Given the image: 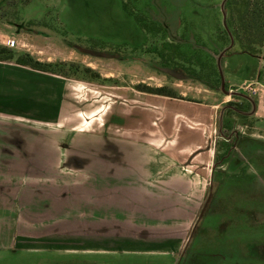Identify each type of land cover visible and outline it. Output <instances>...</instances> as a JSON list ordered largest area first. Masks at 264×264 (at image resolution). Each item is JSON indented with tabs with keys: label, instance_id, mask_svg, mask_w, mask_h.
<instances>
[{
	"label": "rangeland",
	"instance_id": "1",
	"mask_svg": "<svg viewBox=\"0 0 264 264\" xmlns=\"http://www.w3.org/2000/svg\"><path fill=\"white\" fill-rule=\"evenodd\" d=\"M253 1L0 0V46L14 59L28 53L41 62L73 63L76 70L64 77L30 68L31 143H38L26 153L31 170L46 176L35 162L60 161L58 174L83 177L74 191L78 195L70 188L46 195L42 183L34 184L32 175L28 179L24 205L29 204L31 230L25 234L32 251L52 257L98 251L127 264H264V31L260 44L259 26L254 23L250 32L239 22ZM257 1L263 8L264 0ZM236 32L252 40L256 56L241 52ZM139 84L167 86L177 97L148 100L144 97L152 94L138 91ZM67 122L80 130L62 131ZM97 128L128 136L121 159L132 165L159 158L142 149L146 140L160 139L173 154L175 129L183 131L182 145L201 147L195 161L207 171L205 189L179 241L154 240L174 233L175 210L158 222L124 214L120 203L114 206L117 199L110 209L92 210L102 200L90 198L102 195H85L86 168L69 169L65 161L73 156L86 161V147L98 142L79 134ZM192 131L199 140L183 139ZM75 145L82 151L73 152ZM186 150L180 151L183 160L191 149ZM22 202L16 195V206ZM129 218L143 229L127 232V225L119 226ZM109 221L119 228L103 231ZM162 225L171 232L158 233ZM131 237L142 239L143 246ZM150 237L153 242L144 241Z\"/></svg>",
	"mask_w": 264,
	"mask_h": 264
},
{
	"label": "crops",
	"instance_id": "2",
	"mask_svg": "<svg viewBox=\"0 0 264 264\" xmlns=\"http://www.w3.org/2000/svg\"><path fill=\"white\" fill-rule=\"evenodd\" d=\"M6 35L9 36V34ZM8 39L15 41L14 36H9ZM30 87V67L11 61H0V264H127L125 260L119 258L110 260L108 256L96 255L94 252L98 251H93L89 257H52L44 255L46 251H32V248H30V237L25 234L30 232L31 229L28 211H25V207L29 204L24 205L26 197L24 187L28 183V179L31 182V175L35 181L34 184L42 183L44 185L46 195H54L52 193L48 194V192L69 188L73 191V195H78L74 191L79 190V183L83 179L78 174L68 178L58 174L57 168L62 166L60 161L56 162L54 166L41 165L33 161L36 169L48 171L46 176H42L43 178L46 177V180L43 181H41L43 178L39 177L40 174H43L42 170H31L32 162L26 153L36 150L38 143H31ZM144 98L160 102L161 98H165V96L152 94ZM60 114L63 116L62 111ZM58 118L61 119L56 112L55 119L59 121ZM104 120L105 117L103 122ZM72 121L75 123L76 119ZM74 123L71 125H68L69 122L62 124L61 126L64 125L66 128L62 127L64 129L61 130L74 132L80 130L73 128ZM102 125L105 127L106 123H102ZM102 128L79 134L89 135L98 142L94 146L86 147L85 162H80L75 156L72 157L73 159L70 158L65 161V166L69 169L80 170L82 168L84 170L86 168L88 173L86 172V179L83 183L86 185L85 195H102L101 197L98 196L97 199L94 196L90 198V202L92 200L95 202L98 199L102 200V205L92 210L100 208L104 210L107 207V209H110L112 201L117 199L118 202L114 206H118L120 203L121 208L123 207L121 212L124 214L131 215L134 213L136 216H143L144 219L156 220L157 222L168 217L166 215L167 212L169 213V209L170 211L175 210L174 216L178 217L175 219L177 221L175 223L176 227L171 230L174 233L172 235L157 234L154 236V240L165 238L170 239L172 242L179 241L178 233H183L185 226L189 225L190 217L197 206L196 202L201 201L202 195L199 193H202L205 189L202 184L208 176L207 171L204 165H199L195 161L203 153L200 152L201 147L195 145L192 148V146L182 145L179 137L183 131L175 129L174 134H172L174 144H170L174 147L173 154L170 151H165L163 146L165 144L160 142V139L159 141L157 139L146 140L145 143L143 142L144 145L140 144L142 149L158 155L159 158L155 161L145 162L142 165H132L121 159L123 155L121 149H124V147H120L123 140L128 141V136L117 135L109 128L106 129V132H101ZM57 135L60 134L57 133ZM191 136H198V140L200 138L199 133L196 135L192 131L188 134L184 133L183 139ZM159 143L162 144L159 145ZM31 144L35 146L34 149H32ZM75 146L73 152L82 151L78 145ZM94 147L95 149L92 152ZM186 148L191 150L188 153V158L183 160L180 151H187ZM113 152H115V155L111 158ZM67 180L71 182L65 183ZM48 188H51V191H48ZM16 195L21 196L23 207L16 206ZM119 195H122V197ZM144 202L147 203L146 206H144ZM159 217L161 218L159 219ZM106 224L108 226L102 229L105 232H111V226L118 229L120 225H127V232H137L136 228L143 229L140 225L138 227V223L130 218L126 219V222H120L119 226L118 224L114 225L111 221ZM157 229L158 233L171 232L163 225ZM135 238L131 237L134 244L143 246V240L138 237ZM144 241L153 242L151 237Z\"/></svg>",
	"mask_w": 264,
	"mask_h": 264
},
{
	"label": "trees",
	"instance_id": "3",
	"mask_svg": "<svg viewBox=\"0 0 264 264\" xmlns=\"http://www.w3.org/2000/svg\"><path fill=\"white\" fill-rule=\"evenodd\" d=\"M248 1L250 2L251 0ZM239 18H240L239 22L241 23L240 28H243L246 31L251 32L254 23L256 27L259 26L261 31V38H259L258 42L261 44L263 41L262 34L264 31V5L263 8H261L259 2L257 0H254L251 8L249 9L247 8L243 14L241 13V17ZM235 36L242 46L241 52L256 56L257 50L251 45L252 42L251 39H244V38L241 39L240 36H238L237 32ZM0 61H14V63L16 64L28 66L34 70L61 75L64 77L65 76L68 77L67 75L69 74L73 75L76 72V70L73 68L74 67L73 63H66L64 61H60L58 63L41 62L36 59H32L28 53L19 55L14 59L13 52L4 46H0ZM84 71L91 72L90 69H86V68L84 69ZM262 74L264 75V71ZM95 76L97 77L98 75L96 74ZM136 89L140 92L153 94V95H160V96L172 97V98L177 97L176 93L167 86L153 87L149 85L139 84L136 85Z\"/></svg>",
	"mask_w": 264,
	"mask_h": 264
},
{
	"label": "built area",
	"instance_id": "4",
	"mask_svg": "<svg viewBox=\"0 0 264 264\" xmlns=\"http://www.w3.org/2000/svg\"><path fill=\"white\" fill-rule=\"evenodd\" d=\"M7 44L13 45V42L12 41H8ZM253 92H255V90H253Z\"/></svg>",
	"mask_w": 264,
	"mask_h": 264
}]
</instances>
